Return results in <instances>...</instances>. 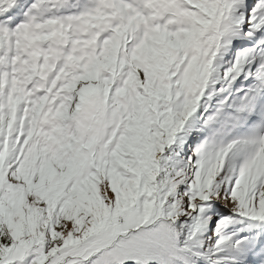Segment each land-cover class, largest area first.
<instances>
[{"label": "rangeland", "instance_id": "374dc122", "mask_svg": "<svg viewBox=\"0 0 264 264\" xmlns=\"http://www.w3.org/2000/svg\"><path fill=\"white\" fill-rule=\"evenodd\" d=\"M248 1L0 0V229L11 240L0 264L167 260L169 221L138 198L183 200L179 181L207 182L203 201L264 220V30L250 35L264 0ZM247 13L251 28L236 29ZM247 75L260 91L249 78L197 119L206 87L228 92ZM205 136L219 147L195 157L187 143ZM246 246L225 264H264Z\"/></svg>", "mask_w": 264, "mask_h": 264}, {"label": "trees", "instance_id": "16d2710c", "mask_svg": "<svg viewBox=\"0 0 264 264\" xmlns=\"http://www.w3.org/2000/svg\"><path fill=\"white\" fill-rule=\"evenodd\" d=\"M237 35L238 39L241 40L242 36L240 33L238 34L237 32ZM174 50L175 49L173 48V51ZM227 55L223 57L228 58ZM230 58L231 57L223 62V66L225 65L226 61L228 62V60H230ZM250 75H252V72ZM250 75L244 76L239 82L241 84L237 85L236 87L230 85L227 86V84H224L226 87H228V92L224 91L222 88L220 90H212L209 92V88L206 87L202 92V95H204L203 99L199 101L200 103L198 108H200L199 111H201V115L197 119L212 120V115H217L216 108L218 109L220 107L222 101L226 100L227 102L228 96H233L235 93L238 94L236 96H240V92L245 90L244 86L246 85V83L242 82H247L249 78L252 80L253 76ZM212 84L213 83H210V86H212ZM0 101L2 102L1 99ZM0 113L3 116L5 115L6 111L3 110ZM240 115L244 116L242 114ZM226 121H230V119L227 118ZM191 122L193 123L192 120ZM4 133L5 132H0V140H2L1 135ZM208 135L209 134H207V136ZM207 136H205L204 140L201 142L198 139L188 141L187 144L195 142L193 145V147H195L193 154L199 153L204 149L205 145H207V150H211L213 148V144L211 146H209V144H204V141H209V138H206ZM181 137L184 139L185 133L178 134V139ZM173 139L175 142L176 136L171 137L168 142L172 143ZM4 144H0V146H4ZM223 151L224 150H222L218 156H222ZM148 160H150V157H148ZM242 163L245 164L244 161ZM196 167L197 165L192 168V171H194ZM200 178L201 176L196 177L197 180ZM235 181L236 179L233 180V182ZM259 182L260 177L256 184H259ZM249 183L251 184L250 178ZM178 184L184 188V190L181 192L182 196L184 197L183 200L178 199L177 201V196H171L167 189L160 190L158 194L157 192L143 193L139 195L138 198L139 203H143L142 208L149 206L153 209L156 207L155 209L158 211L157 219L161 218V224L164 225V221H169L168 233L171 236L169 239L170 241L165 239V236L163 235L165 244L169 248V259L166 260L162 257L160 258V256H157V258L154 259L153 255L155 253L153 254V252H148L149 254L143 257L135 256L132 258L105 259V261L93 263V260L97 255L96 252L91 254V256H89L87 259H83L81 264H225L226 261L234 258L232 256L235 253V250L242 249L243 246H246L247 244L251 246L256 244V239L264 227V222H262L260 218L250 214H245L244 216L236 213L229 214L224 208L211 203L210 200L206 199L203 201L204 198L202 197V191L206 190L207 192L210 187L207 182H203L197 187H195L193 183L191 184V187L187 186L183 184L182 181H179ZM191 198H195V206L191 208V212L189 214H185L181 207L184 208L183 204L190 206L189 201ZM137 208H141V206L138 205L135 209ZM132 218H134V215H132ZM142 225H146L145 221L142 223ZM205 225H207V228L210 231L209 234L205 229ZM243 238L245 240L243 246H237V244L240 245V240ZM10 244V237H8L5 232L0 229V246L5 247L9 246ZM261 245L262 246L259 247V250L264 251V249H262L264 248V243ZM210 246L213 249H210ZM226 250L231 254H226ZM132 254L134 255V253Z\"/></svg>", "mask_w": 264, "mask_h": 264}]
</instances>
